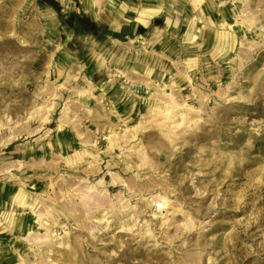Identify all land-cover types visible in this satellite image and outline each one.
Here are the masks:
<instances>
[{"label": "rangeland", "instance_id": "rangeland-1", "mask_svg": "<svg viewBox=\"0 0 264 264\" xmlns=\"http://www.w3.org/2000/svg\"><path fill=\"white\" fill-rule=\"evenodd\" d=\"M0 264H264V0H0Z\"/></svg>", "mask_w": 264, "mask_h": 264}, {"label": "bare ground", "instance_id": "bare-ground-1", "mask_svg": "<svg viewBox=\"0 0 264 264\" xmlns=\"http://www.w3.org/2000/svg\"><path fill=\"white\" fill-rule=\"evenodd\" d=\"M103 199V198H102ZM160 202V201H159ZM156 205V204H155Z\"/></svg>", "mask_w": 264, "mask_h": 264}]
</instances>
